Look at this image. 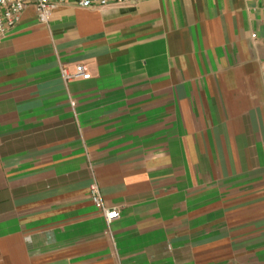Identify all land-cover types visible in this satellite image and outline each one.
Segmentation results:
<instances>
[{"label": "crops", "instance_id": "0c3cea01", "mask_svg": "<svg viewBox=\"0 0 264 264\" xmlns=\"http://www.w3.org/2000/svg\"><path fill=\"white\" fill-rule=\"evenodd\" d=\"M0 264H264L263 7H28L0 39Z\"/></svg>", "mask_w": 264, "mask_h": 264}, {"label": "built area", "instance_id": "2783aa9c", "mask_svg": "<svg viewBox=\"0 0 264 264\" xmlns=\"http://www.w3.org/2000/svg\"><path fill=\"white\" fill-rule=\"evenodd\" d=\"M140 0H0V39L6 37L21 21L24 11L33 7L39 23L48 24L53 12L70 3L79 7H124L133 6ZM264 9V0H253ZM256 37V34H253ZM61 75L65 81L75 79H89L91 72L87 64L78 63L73 69L61 68ZM90 196L93 202L103 213L107 223L110 225L121 216L116 207H108L104 201L101 188L97 182L90 186Z\"/></svg>", "mask_w": 264, "mask_h": 264}]
</instances>
